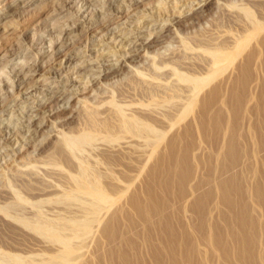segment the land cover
<instances>
[{
	"label": "rangeland",
	"instance_id": "374dc122",
	"mask_svg": "<svg viewBox=\"0 0 264 264\" xmlns=\"http://www.w3.org/2000/svg\"><path fill=\"white\" fill-rule=\"evenodd\" d=\"M250 1L0 0V206L32 217L37 209L19 208L11 185L27 184L31 199L36 187L76 186L77 155L105 190L73 199L51 189L59 194L42 208L58 211L64 241L43 239L0 213V250L18 255H0L1 263L264 264V30L202 86L191 108L183 89L193 82L171 69L190 74L204 56H170L183 45L209 47L207 34L228 40L239 26L264 22V0ZM157 33L161 42L148 47ZM174 87L182 91L174 95ZM86 122L94 137L82 153H68L57 140L80 134ZM44 167L48 180L40 177ZM90 202L100 206L87 224Z\"/></svg>",
	"mask_w": 264,
	"mask_h": 264
},
{
	"label": "bare ground",
	"instance_id": "6f19581e",
	"mask_svg": "<svg viewBox=\"0 0 264 264\" xmlns=\"http://www.w3.org/2000/svg\"><path fill=\"white\" fill-rule=\"evenodd\" d=\"M207 1V0H206ZM253 2L255 1V0H252ZM252 1H250V2H252ZM250 2H249V4H250ZM186 3V2H185ZM198 3V2H197ZM188 6H190V5H188ZM191 7V6H190ZM189 7V8H190ZM188 8V7H187ZM164 9V8H163ZM187 10V9H186ZM190 10V9H189ZM194 11V10H193ZM151 12V11H150ZM165 12V11H164ZM179 12H180V10H179ZM182 12V11H181ZM182 13H184V12H182ZM192 13V12H191ZM196 13H198V12H196ZM161 15H162V13H160ZM160 14H158V15H160ZM160 15V16H161ZM180 15H182V14H180ZM191 16H192V14H190ZM194 15H196L195 13H194ZM193 15V16H194ZM83 16V15H82ZM184 16V15H183ZM197 16H199V15H197ZM197 16H195V17H197ZM162 17V16H161ZM163 17H164V15H163ZM180 18L182 17V16H179ZM186 17V16H185ZM168 19V18H167ZM182 19H183V17H182ZM187 19V18H186ZM186 19H185V21H186ZM188 19H189V17H188ZM187 19V20H188ZM191 19V18H190ZM189 19V20H190ZM181 19H179L178 21H180ZM169 21H171V20H169ZM233 24H234V22H233ZM236 24V23H235ZM243 24V23H242ZM170 25V24H169ZM239 25V24H238ZM241 28V26H239L238 27V29H236L237 30V33L236 32H234V33H231V35H230V37H229V39L228 40H222V39H220L219 37H220V35L219 34H217V35H214L213 33H211V34H207V37H205L203 40V43H205V45L206 46H209V47H207V48H204V47H202V46H200V45H194V46H184L183 44V46H182V48L184 47V48H188L187 50L185 49L184 50V48H183V50H184V52H182L181 51V49H179L180 50V52H181V54L178 52L179 50L178 49H176V51L179 53H177L176 51H175V53H173V52H171V53H173L172 55H170L171 56V59H173V58H175V60L178 62H182L183 60H185V58L184 59H181V57H184V56H182L183 55V53H186V52H189L188 54H190L191 52H201L200 53V55L201 56H204L203 57V59L202 60H200L201 62H203V63H201V62H199L198 64L200 65V66H198L197 65V67L198 68H194L193 66H191V68L193 69V72H195V73H193V72H191L190 74H184V73H182V72H178L179 70H175L173 67H172V69H171V67H170V69L171 70H173V73H172V76H176V77H178L179 79H184L185 81H190V82H193L192 83V86L188 89V93L186 92L187 90H185V89H183L182 87V89L185 91V94L186 95H184L183 94V98L184 97H186V98H184V100L186 99V101H188V102H190V104H189V107L191 108V105H193L194 104V102L196 101V99L198 98V95H199V93H200V91H201V88H202V86L203 85H205L206 83H207V81H209V80H211V78H214V76L215 75H218V74H220L221 72H223V70L224 69H226L227 68V66L231 63V61H232V59L233 58H235L237 55H238V53L242 50V48H244L245 46V44L248 42V40L250 39V37L253 35V33L255 32V31H257V30H264V22H262V23H258V22H256V21H252L248 26H244V28H243V26H242V31L241 30H239ZM155 30V29H154ZM161 30V29H160ZM240 31V32H239ZM153 32V31H152ZM151 32V33H152ZM211 32V31H210ZM217 32V31H216ZM216 32L214 31V33L216 34ZM218 33V32H217ZM121 34V33H120ZM153 35V34H152ZM157 35H158V33H157ZM157 35H155V36H153V38L148 42V43H146L147 45H148V47H149V45H150V47H151V45H157V44H159L160 42H161V37H159V35L157 36ZM152 37V36H151ZM228 38V37H227ZM126 39V38H125ZM138 39V38H137ZM137 39H136V42H137ZM260 41V40H259ZM263 42V41H262ZM262 42H260L261 44L260 45H262ZM142 44V43H141ZM141 46V45H140ZM29 47V46H28ZM146 47V46H145ZM181 48V47H180ZM146 49V48H145ZM168 49V48H167ZM166 49V50H167ZM125 50V49H124ZM165 50V51H166ZM189 50V51H188ZM186 51V52H185ZM126 52V51H125ZM149 52V51H148ZM160 52V51H159ZM127 53H129V52H127ZM156 53V52H155ZM161 53V52H160ZM159 54V53H158ZM192 54V53H191ZM196 54V53H195ZM198 54V53H197ZM125 55V54H124ZM132 55V54H131ZM131 55H130V57H131ZM186 55V54H185ZM126 56V55H125ZM170 56H168L167 57V61L168 60H170ZM190 56H192V55H190ZM197 56H199V55H197ZM51 57V56H50ZM95 58V57H94ZM161 58H163V57H161ZM166 58V57H165ZM187 58V57H186ZM190 58V57H189ZM166 60V59H165ZM165 60H163L162 59V64H164L165 63ZM175 60H173V61H175ZM189 60V59H188ZM164 61V62H163ZM166 61V62H167ZM176 61H175V63H174V65L176 66V67H178L179 65L181 66V68H182V65L184 64H179V63H176ZM170 62L171 61H169V62H167V63H165V64H168L169 66H170ZM184 62V61H183ZM187 62V61H186ZM185 62V63H186ZM159 63H160V61H159ZM159 63H156V64H159ZM172 63V62H171ZM172 63V64H173ZM153 64V63H152ZM154 64H155V62H154ZM155 64V65H156ZM161 64V63H160ZM164 64V65H165ZM177 64H179L178 66H177ZM153 66V70L154 69H159L160 67V65L158 66ZM162 65L161 67L163 68V67H165V66H168V65ZM185 65V64H184ZM192 65V64H191ZM150 66V65H149ZM202 66L204 67V69L205 70H207V68L209 69L208 71H197L198 69L199 70H203V68H202ZM116 67V66H115ZM187 67H188V65H187ZM186 67V69H188ZM139 68V67H138ZM151 68V67H150ZM166 68V67H165ZM180 68V67H179ZM183 68H184V66H183ZM214 68V69H213ZM2 69V68H1ZM136 69V68H135ZM161 69V68H160ZM185 69V70H186ZM189 69H190V66H189ZM188 69V70H189ZM191 69V70H192ZM213 69V70H212ZM181 70V69H180ZM187 70V71H188ZM118 70L117 69H113L110 73H112V72H117ZM197 72V73H196ZM164 73V72H163ZM168 73H166V75H167ZM18 75V74H17ZM146 74H144V76H145ZM143 76V77H144ZM162 76V75H161ZM170 76V75H169ZM127 77V76H126ZM152 76H147L146 78H149L148 80H149V82L150 81H152V83H153V80L155 79H157V78H155V76L153 77L154 79L153 80H151L152 78H151ZM168 77V76H167ZM216 77V76H215ZM93 78H94V76H93ZM145 78V77H144ZM164 78H166L165 77V75H164ZM230 78V77H229ZM158 79H159V77H158ZM96 80V79H95ZM163 81H164V79H162ZM166 80H168V79H166ZM213 80V79H212ZM230 80V79H229ZM88 81V80H87ZM147 81V80H146ZM158 81V80H157ZM162 81V82H163ZM171 81V80H170ZM196 81V82H195ZM117 82V81H116ZM167 82V81H166ZM173 80H172V86L173 85H175L176 84V82H175V84H173ZM171 83V82H170ZM168 84H169V82H168ZM167 85V84H166ZM171 86V85H170ZM84 87V86H83ZM134 87V86H133ZM162 87V86H161ZM168 87V86H167ZM176 87H180L179 85L178 86H176ZM185 87V86H184ZM189 87V86H188ZM185 88H187V87H185ZM83 89V88H82ZM171 89V91L172 92H174L173 90H175V87L174 88H170ZM173 89V90H172ZM138 90V89H137ZM169 90V89H168ZM177 90H179V88L177 89ZM176 90V91H177ZM181 90V89H180ZM179 90V92H181ZM170 91V90H169ZM170 91V92H171ZM175 91V92H176ZM151 92V91H150ZM171 92V93H172ZM175 92H174V95H175ZM156 93H158V92H156ZM150 94V93H149ZM153 94V93H152ZM152 94H151V97H152ZM154 94H155V92H154ZM178 96L180 95L179 93H176ZM176 95V96H177ZM182 95V94H181ZM180 97V96H179ZM195 100V101H194ZM125 101V100H124ZM196 103V102H195ZM131 104V103H130ZM133 104L135 105V103L133 102ZM133 104L132 105H129V106H133ZM116 105V104H115ZM124 105H125V103H124ZM188 105V104H187ZM99 106V105H98ZM119 107H120V105H119ZM122 107V106H121ZM123 107H125V106H123ZM128 107V106H127ZM133 107H136V105L135 106H133ZM186 108H187V106H185ZM184 107V108H185ZM61 109H63V108H61ZM65 109V108H64ZM119 109V108H118ZM122 109V108H121ZM121 109H119V110H121ZM124 109V108H123ZM59 110V109H58ZM86 110V109H85ZM128 110V109H127ZM131 110H133V109H131ZM185 110V109H184ZM60 111V110H59ZM118 111V110H117ZM136 111V110H135ZM134 110H133V112H135ZM83 112V111H82ZM96 112V111H95ZM99 112V111H98ZM129 112V111H128ZM131 112V111H130ZM132 112V113H133ZM183 112V111H182ZM186 112V111H185ZM95 114H97V113H95ZM107 114V113H106ZM122 114H124L123 116H124V119L125 120H127L125 117H127L128 116V120H131V121H137V122H140V124H141V121H139L140 119V116H138V117H136V118H133V117H135V115H136V112H135V115H132V116H129L131 113H123V110H122ZM94 115V114H93ZM112 115V114H111ZM110 114L108 115V116H110V117H112ZM125 115H127V116H125ZM106 116V115H105ZM104 116V117H105ZM122 115H120V117H121ZM122 116V117H123ZM137 116V115H136ZM109 117V118H110ZM121 117V118H122ZM181 117V116H180ZM142 118V117H141ZM65 119V118H64ZM139 119V120H138ZM172 119V118H171ZM174 119V118H173ZM118 120V119H117ZM121 120V119H120ZM123 120V119H122ZM121 120V121H122ZM141 120H143V119H141ZM60 121V120H59ZM62 121V120H61ZM60 121V122H61ZM80 121V120H79ZM106 121V120H105ZM144 121V120H143ZM63 122V121H62ZM109 122V121H108ZM119 122V121H118ZM125 122H127V121H125ZM128 122H130V121H128ZM145 122V121H144ZM172 122H173V120H172ZM87 123V126L85 125V127L84 126H82V127H84V129L83 130H81V133L80 134H77V135H74V132L73 131H75V130H73L72 131V134L73 135H67V133H65L64 134V132H63V134H61V132H60V134H61V136L59 137L60 138V140H57V141H60V143L61 144H63V145H61V146H65V147H63V148H65V149H67L68 150V153L70 152L71 154L73 153V155H76L78 152H80V153H82V151H83V148L81 147L82 145H84L83 143L84 142H88L89 141V139H90V141H91V137H92V135H91V133L89 132V130H90V128L93 130V128L95 127H91L90 126V124H92L91 122L89 123V125H88V122H86ZM94 123V122H93ZM97 123V122H96ZM123 123V122H122ZM147 123V122H146ZM121 124V123H120ZM119 124V125H120ZM127 124H129V123H127ZM93 125V124H92ZM132 125V124H131ZM136 125V124H135ZM138 125V124H137ZM172 125H173V123H172ZM107 126V125H106ZM111 126V125H110ZM169 126V125H168ZM59 127V126H58ZM71 127V126H70ZM81 127V128H82ZM100 127V126H99ZM119 127V126H118ZM129 127V126H128ZM135 127V126H134ZM88 128H89V130H88ZM68 129V128H67ZM72 129V128H71ZM79 129V128H78ZM95 129V128H94ZM96 130V129H95ZM94 130V131H95ZM117 130V129H116ZM127 130V129H126ZM132 129H130V131H131ZM79 131V130H78ZM88 131V132H87ZM94 131H93V133H94ZM99 131V130H98ZM104 131V130H103ZM118 131V130H117ZM153 131V130H152ZM92 132V131H91ZM112 132V131H111ZM120 132V131H119ZM76 133V132H75ZM90 133V134H89ZM59 134V133H58ZM99 134V133H98ZM91 135V136H90ZM133 136H134V133H133ZM140 136V135H139ZM93 137H94V135H93ZM92 137V138H93ZM138 137V136H137ZM97 139V138H96ZM123 139V138H122ZM153 140V139H152ZM155 140H156V138H155ZM153 140V143H150L151 145L150 146H152V147H154V146H156V144H157V142H158V140ZM131 142V141H130ZM152 142V141H151ZM55 143V142H54ZM122 144V143H121ZM125 144H126V142H125ZM124 144V145H125ZM59 145V144H58ZM97 146V145H96ZM37 148V147H36ZM51 148H52V146H51ZM56 148H57V146H56ZM44 149V148H43ZM58 149H61V148H58ZM56 150V149H55ZM86 151V150H85ZM44 152V151H43ZM57 154H60V150L59 151H55ZM50 153V152H49ZM54 153V152H53ZM63 153V152H62ZM67 153V154H68ZM75 153V154H74ZM46 154V153H45ZM52 154V153H51ZM57 154H56V156H57ZM64 154V153H63ZM79 154V153H78ZM41 156V155H40ZM80 157H81V155H79ZM85 156V155H84ZM42 157V156H41ZM43 157H44V155H43ZM50 157V156H49ZM58 157V156H57ZM36 158V157H35ZM76 158V160H77V162L79 163V167H80V169H81V174L80 173H78L79 175H77L76 176V179H75V177H74V181L77 183V185L75 186V185H73L72 187H70L69 188V186H65V185H60V184H55V183H51V185L52 184H54V186L55 187H53V188H51V186L50 185H47L46 187H44V188H42L41 187V189H40V187L38 188V187H36V192H37V194H38V197H37V199H35L34 197H32V199L34 198L35 200H32L31 198H29L28 196L26 197L25 195H24V193L23 192H25V193H27V194H29V193H31L29 190H25L24 188H23V186H24V184H23V182L22 183H20L21 185H18V190L16 189V188H13L12 186L13 185H11V190L13 191V194H11L12 196H14V198H15V200L16 201H14L15 203H17V204H19V206H22V207H19V208H23L24 206H25V208L27 207V209L28 210H33V208L35 207L37 210H36V214L34 213L33 215H32V217H27V216H24V215H21L20 214V216L19 217H14V216H12V215H9V214H6V210L4 209V206H0V213H4V217L5 218H8L9 220H13V221H16V222H18L21 226H23L24 228H26L27 230H31V231H34V232H36V233H38V234H40V236L44 239V238H47V237H49V238H53V239H55V240H59V241H64L65 239H64V236L62 235V233L60 232L61 230V228L62 227H60V229H59V227H58V225H59V222H61V221H58V222H56L55 220H57V219H54L55 217H56V214H57V212H55L54 210H53V206H52V208H49L48 209V207H47V209L48 210H50V211H45V209L46 208H42V205H45L46 203H48V200L50 199V197H52L53 195H55V196H57L60 192H61V194H63V193H65V192H72L71 194H75V196H73L72 195V197H73V199L74 198H78V196H76V194H85V196L87 195L88 197H94V196H97L98 197V195H100V196H103L104 194H105V190L101 187L100 189H99V187H96V185H97V183H96V181L94 180V181H91L92 179H89V178H91V176H89V175H91V174H89V172H90V170H88V165L87 166H85V164L83 165V163L84 162H86V161H84L85 159H86V157L84 158V160L82 159V158H80L79 159V157H78V155L75 157ZM38 159V158H37ZM42 159V158H41ZM45 159V158H44ZM47 159V158H46ZM57 159V158H56ZM22 160V159H21ZM23 160H24V158H23ZM28 160V159H27ZM84 162H83V161ZM34 161H35V159H34ZM36 161H38V160H36ZM40 161V160H39ZM42 161V160H41ZM56 161V160H55ZM45 163H47L46 161H44ZM83 162V163H82ZM39 163V162H38ZM41 163H43V162H41ZM45 163H43V164H45ZM56 163V162H55ZM23 164V163H22ZM24 164H26V163H24ZM28 164V163H27ZM47 165H49V164H46V166ZM59 165V164H58ZM45 166V165H44ZM45 166V167H46ZM60 166V165H59ZM83 166V167H82ZM45 167H44V170H45ZM40 169H41V167H40ZM21 170V169H20ZM29 170V169H28ZM49 170H51L50 168H48V169H46L45 171H46V173H44V174H42V175H40V177L41 178H43L44 180H48L50 177H52L51 175H48L47 173L49 172ZM87 170H88V172H87ZM35 171V170H34ZM33 171V172H34ZM41 171V173H42V170H40ZM19 172V171H18ZM21 173H23V172H21ZM34 173H36V172H34ZM88 173V174H87ZM25 174H27V173H23L22 174V176H24ZM38 174V173H37ZM39 174H40V172H39ZM38 174V175H39ZM97 174V173H96ZM9 175V174H8ZM28 175H31L30 173H28L27 174V176L25 177H21V178H25L24 180H26V181H30V180H34V179H28L27 177H28ZM19 176V175H18ZM75 176V175H74ZM16 177V176H15ZM19 177V179H21ZM36 178V175L35 176H32V178ZM45 177V178H44ZM72 177H73V175H72ZM78 177H79V179H78ZM96 177H98V176H95V178ZM28 180H27V179ZM86 180L85 182L84 181H82V180ZM16 180V179H15ZM43 180V181H44ZM56 180V179H55ZM4 181V180H3ZM67 181V180H66ZM91 181V182H90ZM34 182V181H33ZM11 183V182H10ZM59 183V182H58ZM2 184V183H1ZM70 184V183H69ZM96 184V185H95ZM17 185V184H16ZM25 185H27V184H25ZM6 186V185H5ZM20 186V187H19ZM29 186H31V185H29ZM53 186V185H52ZM15 187V186H14ZM8 188V187H7ZM26 188H27V186H26ZM56 188H57V190H59L58 192H57V194L55 193V194H53L54 192L53 191H51V189L53 190L54 189V191L56 190ZM5 189V188H4ZM33 189V188H32ZM38 190V191H37ZM35 191V190H34ZM6 192V191H5ZM4 192V193H5ZM50 192V193H49ZM52 192V193H51ZM3 193H0V198L1 199H5L4 197H3V195H2ZM52 194V195H51ZM65 195V194H64ZM80 195V196H81ZM13 198V197H12ZM14 198H13V200H14ZM102 198V197H101ZM7 199H8V197H7ZM95 200V199H94ZM5 201V204H6V200H4ZM4 201H3V204L2 205H4ZM78 201V200H77ZM0 202H2V201H0ZM10 204H14V203H10ZM17 204H15V205H17ZM52 204V203H51ZM90 204V208H89V210L88 209H86V210H88V212H89V215H90V217H88V219H85V223H89L91 220H92V218H91V216H92V214H93V212L97 209V208H99V206L100 205H98L97 204V202H90L89 203ZM1 205V204H0ZM40 205V206H39ZM75 205V204H74ZM11 206V205H10ZM37 206V207H36ZM16 207V206H15ZM45 207H46V205H45ZM18 208V207H17ZM24 208V210H26ZM58 208V207H57ZM7 209V208H6ZM44 209V210H43ZM56 209V208H55ZM75 209V208H74ZM35 210V209H34ZM57 210H59V209H57ZM14 212H17V211H14ZM25 212V211H24ZM60 212V211H59ZM18 213V212H17ZM26 213H27V211H26ZM31 213H32V211H31ZM14 214V213H13ZM15 215H17V214H15ZM2 216V215H1ZM18 216V215H17ZM33 216H34V218H33ZM52 217V218H50V217ZM88 216V215H87ZM4 217H1V218H4ZM60 217V216H59ZM59 217H58V219H59ZM1 218H0V220H1ZM57 218V217H56ZM76 218V217H75ZM62 219V218H61ZM3 220V219H2ZM1 220V221H2ZM63 220V219H62ZM79 221H76V219H74L71 223L74 225V226H76L77 224H79L78 223ZM3 224H9L8 222H4ZM10 225V224H9ZM9 225H6V227L8 226L9 227ZM4 226V225H3ZM60 226V225H59ZM63 226V225H62ZM7 227V228H8ZM5 228V227H4ZM2 234V233H1ZM13 240V239H12ZM40 241V240H39ZM65 245V244H64ZM0 249H2L1 248V245H0ZM0 255L2 256V257H4V259L3 260H5L6 259V255H9L10 257H12L13 258V256L15 257V256H18L17 254H12V253H7L6 251H4V250H0ZM2 257H0L1 259H2ZM8 257V256H7ZM19 258V257H18ZM8 259V258H7ZM10 259V258H9ZM8 259V261L7 262H9L10 260ZM2 261V260H1ZM6 261H3L2 263L0 262V264H11L10 262L9 263H7ZM25 262V261H24ZM13 264V263H12Z\"/></svg>",
	"mask_w": 264,
	"mask_h": 264
}]
</instances>
